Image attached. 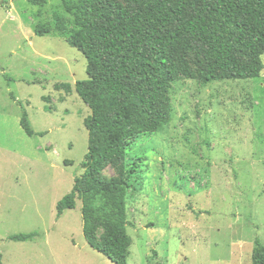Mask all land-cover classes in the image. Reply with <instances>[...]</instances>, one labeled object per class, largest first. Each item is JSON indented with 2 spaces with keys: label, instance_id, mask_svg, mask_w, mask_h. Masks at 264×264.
I'll return each instance as SVG.
<instances>
[{
  "label": "rangeland",
  "instance_id": "1",
  "mask_svg": "<svg viewBox=\"0 0 264 264\" xmlns=\"http://www.w3.org/2000/svg\"><path fill=\"white\" fill-rule=\"evenodd\" d=\"M64 1L76 0H0L3 264H114L86 242L80 197L57 217L58 202L85 172L91 115L75 89L88 63L68 43L76 26ZM57 14L68 20L64 35ZM39 25L51 33L37 35ZM61 84L73 91L57 90ZM169 104L170 123L136 138L127 158L103 171L119 178L140 159L130 175L128 264H252L256 240L264 244V70L207 84L181 77ZM24 109L33 137L20 125ZM32 232V242L9 240Z\"/></svg>",
  "mask_w": 264,
  "mask_h": 264
},
{
  "label": "trees",
  "instance_id": "2",
  "mask_svg": "<svg viewBox=\"0 0 264 264\" xmlns=\"http://www.w3.org/2000/svg\"><path fill=\"white\" fill-rule=\"evenodd\" d=\"M28 2L47 5V0ZM64 6L76 26L68 43L88 63V78L77 81L75 89L91 115L84 122L89 133L85 172L58 202L57 217L76 209L80 197L88 245L114 264H128L133 244L128 233L130 175L140 159L128 164L130 170L122 166L119 178L103 171L123 162L136 138L156 134L170 123L169 93L181 77L204 84L260 77L264 0H76L64 1ZM55 20L56 33L66 34L67 18L57 14ZM35 32L45 36L51 30L39 25ZM56 89L73 91L70 84ZM12 98L16 100L14 94ZM20 125L28 136L36 134L25 109ZM38 236L16 234L9 240L32 242ZM252 264H264L259 239Z\"/></svg>",
  "mask_w": 264,
  "mask_h": 264
}]
</instances>
